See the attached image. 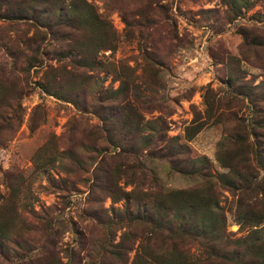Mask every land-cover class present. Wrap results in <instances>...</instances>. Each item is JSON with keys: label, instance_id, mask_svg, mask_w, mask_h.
Returning a JSON list of instances; mask_svg holds the SVG:
<instances>
[{"label": "rangeland", "instance_id": "obj_1", "mask_svg": "<svg viewBox=\"0 0 264 264\" xmlns=\"http://www.w3.org/2000/svg\"><path fill=\"white\" fill-rule=\"evenodd\" d=\"M255 120L264 137V0H0V264H264L152 211L211 187L223 252L264 237L263 195L219 177L222 142L261 171L233 143Z\"/></svg>", "mask_w": 264, "mask_h": 264}, {"label": "trees", "instance_id": "obj_2", "mask_svg": "<svg viewBox=\"0 0 264 264\" xmlns=\"http://www.w3.org/2000/svg\"><path fill=\"white\" fill-rule=\"evenodd\" d=\"M257 127H261V124L258 120H255L252 131H250L253 136L251 141H249L248 134L247 137L245 132H239L236 134L237 137L234 136L233 143L239 146V148H243V150H248L250 147H253L261 171L251 165L248 157H241L236 160V152L233 154H226L222 148L224 145L222 142L220 143V149L218 150V159L223 165L229 168V171L221 173L219 177L220 181L224 182L227 188L241 187V185L243 187H249L253 191L257 188L259 190L258 192L264 197V137L262 131L256 129ZM257 177H260L261 181L258 182L256 187H251V181ZM210 188L211 187L195 189L198 192L193 190V195L190 192L187 195L177 197L179 202L177 205L175 204V199H173V197H176V193H163V198L161 200H155L152 211L161 214L174 208V212H178V230L182 236L191 235L190 232L193 228V219L196 217L201 218L203 225H205L212 235L210 242L206 245L210 252L216 256L229 259L234 255L237 256L240 254V250L243 249L241 255L250 253L256 258H264V237H262L260 233V231H262L261 228L258 227L252 228V231L243 238L233 239L232 244L236 248L231 250L229 254H227L228 252H223L222 247L219 245L217 246L215 241L213 242V240L217 238L216 233L218 229H221L225 224L224 213L222 214L218 211L217 195L210 190ZM261 212L262 211L257 209L248 212V218L254 225H257L260 222L263 216L261 215ZM249 215L252 216V219ZM205 217L206 220H204ZM225 244L227 245V242ZM210 252H208L209 257L211 254ZM166 260V264H190L181 253L171 255L168 259L166 258ZM213 264L219 263L215 262Z\"/></svg>", "mask_w": 264, "mask_h": 264}]
</instances>
